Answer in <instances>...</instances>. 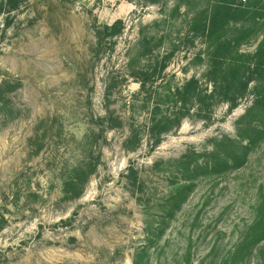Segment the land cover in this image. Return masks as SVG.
Instances as JSON below:
<instances>
[{
  "label": "rangeland",
  "instance_id": "1",
  "mask_svg": "<svg viewBox=\"0 0 264 264\" xmlns=\"http://www.w3.org/2000/svg\"><path fill=\"white\" fill-rule=\"evenodd\" d=\"M259 1L220 32L253 30L229 89L192 22L215 0H30L0 16V264H259L264 239L245 245L264 138L241 136L264 97Z\"/></svg>",
  "mask_w": 264,
  "mask_h": 264
},
{
  "label": "trees",
  "instance_id": "2",
  "mask_svg": "<svg viewBox=\"0 0 264 264\" xmlns=\"http://www.w3.org/2000/svg\"><path fill=\"white\" fill-rule=\"evenodd\" d=\"M30 0H0V16L5 15L6 20L10 19V15L13 12L19 11L20 7L24 3H29ZM149 3H156L158 0H148ZM242 0H215L211 5L205 6L203 9L196 13L193 19V26L196 24L199 25L201 32L206 36V39L210 42L211 47L213 46L216 49L215 59L212 60V63L216 68L215 72L217 76L219 75L221 82L225 84L226 89H229L230 86L235 82L240 80V71L241 68L246 66L248 56L238 52V48L244 40L249 39L252 29L250 27H243L244 31L238 33L236 36H231V38H224L222 40L220 32L223 31L226 33V27L230 22L240 21L246 18L249 8H259V0H246L247 2L243 4ZM259 15H261L259 13ZM5 25H9V22L5 21ZM114 25L103 27V30H113ZM100 29L95 31L96 45H101L104 37L101 34ZM226 56L227 62L221 66V63H218L219 57ZM256 61L254 62V72L259 70L264 71V37L260 42L258 50L255 54ZM221 66V67H220ZM216 76V77H217ZM216 80H214V83ZM246 85V83H245ZM244 85V87H245ZM180 92H177L179 95ZM261 101L262 105H258V102ZM236 103L232 102L231 108L235 107ZM230 108V109H231ZM249 114H252L253 117H257L260 122V127L258 126H249L241 132V136L249 138L251 144L258 142L264 138V97L256 102V105L252 107L249 111ZM153 126L150 128L153 130ZM163 130H159L157 134H154L155 141L154 145L160 142L158 133H162ZM249 131V134L246 132ZM248 135V136H247ZM135 137V133L132 131L129 136V140ZM137 142L139 141L136 138ZM234 164L232 166L238 167L242 164L241 157L233 154ZM259 215L255 219L253 224L249 227V234L247 236V245H252L259 243L264 239V189L260 193V203L258 206ZM239 253H241L239 251ZM241 255V254H240ZM259 264H264V256L262 255Z\"/></svg>",
  "mask_w": 264,
  "mask_h": 264
},
{
  "label": "built area",
  "instance_id": "3",
  "mask_svg": "<svg viewBox=\"0 0 264 264\" xmlns=\"http://www.w3.org/2000/svg\"><path fill=\"white\" fill-rule=\"evenodd\" d=\"M243 2H245L246 0H242Z\"/></svg>",
  "mask_w": 264,
  "mask_h": 264
}]
</instances>
